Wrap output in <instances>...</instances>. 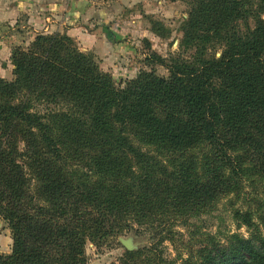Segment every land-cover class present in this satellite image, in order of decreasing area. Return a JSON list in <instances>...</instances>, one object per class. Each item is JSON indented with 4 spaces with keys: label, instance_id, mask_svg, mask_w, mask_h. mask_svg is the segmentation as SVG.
Instances as JSON below:
<instances>
[{
    "label": "trees",
    "instance_id": "1",
    "mask_svg": "<svg viewBox=\"0 0 264 264\" xmlns=\"http://www.w3.org/2000/svg\"><path fill=\"white\" fill-rule=\"evenodd\" d=\"M179 31L186 60L147 57L167 77L104 73L64 34L11 50L0 217L12 247L0 264H84L87 244L127 232L150 242L118 264H264L257 232L222 237L194 223L224 199L239 225L264 222L257 199L234 205L264 187V0H189ZM57 100L65 107L36 110Z\"/></svg>",
    "mask_w": 264,
    "mask_h": 264
},
{
    "label": "rangeland",
    "instance_id": "2",
    "mask_svg": "<svg viewBox=\"0 0 264 264\" xmlns=\"http://www.w3.org/2000/svg\"><path fill=\"white\" fill-rule=\"evenodd\" d=\"M121 4L123 8L125 7L126 10H130L127 17L123 16V18H128L129 15H131L134 17V21H137V24H134L133 36L129 41L123 43V46L132 52L130 56L132 58L123 57L122 64L135 72L152 70L158 76L167 77L168 71L165 67L155 63L149 64L147 62V57L155 53L168 62L173 58H183L186 60L187 55L191 54V51H185L184 48L180 46L182 35L179 31L181 22L187 18L189 0H123ZM152 22H157L161 25L158 26L157 29H159V32H161L163 36H159L151 30ZM52 34H64L68 36L66 33ZM71 39L80 52L92 57L102 72L111 74V65H106L99 61V55L93 50H81L77 41L73 38ZM30 43L31 42L27 45H23L21 40L17 42L14 40L12 44L7 43V26H0V79L5 81H11L13 79V74L10 75L7 67V49L10 47L11 49L15 47L27 48ZM217 56H219V54ZM115 82L117 86H123L124 84L119 80H115ZM62 103L63 101L57 100L55 104L47 106L45 102L40 101L37 102L35 106L38 112L43 113L46 108L53 109L65 107ZM245 190V193L240 195L241 202L237 205L236 202H234L237 208L242 206L246 208L251 199H257L254 202L264 203L263 186L257 185L246 188ZM252 206L254 207V205ZM0 219L5 222L1 217ZM194 223L201 231L220 232L222 237L227 234H237L247 239L253 232H257L264 238V222L255 230H250L244 225H239L238 222L231 217L228 199L221 200L209 213L204 214ZM5 224L7 226V254L1 253L3 256L9 255L12 247L10 230L8 224L6 222ZM149 242L150 240L147 234L127 232L116 239L108 241L100 247H96L94 244L89 243L84 252V264H118L119 258L125 251L138 250L142 247H146ZM164 247L166 248L165 253L168 259H174L176 257V252L171 244L168 242L164 243ZM175 264H180V261H177Z\"/></svg>",
    "mask_w": 264,
    "mask_h": 264
},
{
    "label": "crops",
    "instance_id": "3",
    "mask_svg": "<svg viewBox=\"0 0 264 264\" xmlns=\"http://www.w3.org/2000/svg\"><path fill=\"white\" fill-rule=\"evenodd\" d=\"M122 1L0 0V26H7L9 44L21 40L27 45L40 34L66 33L77 41L81 50H93L99 61L111 65V75L124 80L137 73L122 64L123 57L132 58V52L123 43L133 36L137 21L131 15L123 18L130 10L123 8ZM11 50V47L7 49L10 75ZM0 253L7 254V226L1 219Z\"/></svg>",
    "mask_w": 264,
    "mask_h": 264
},
{
    "label": "water",
    "instance_id": "4",
    "mask_svg": "<svg viewBox=\"0 0 264 264\" xmlns=\"http://www.w3.org/2000/svg\"><path fill=\"white\" fill-rule=\"evenodd\" d=\"M132 251V250H131Z\"/></svg>",
    "mask_w": 264,
    "mask_h": 264
}]
</instances>
